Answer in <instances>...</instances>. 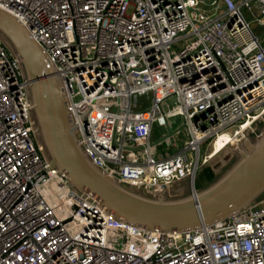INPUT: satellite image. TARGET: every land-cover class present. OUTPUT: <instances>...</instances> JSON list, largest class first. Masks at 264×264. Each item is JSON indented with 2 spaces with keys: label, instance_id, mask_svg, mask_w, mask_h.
<instances>
[{
  "label": "built area",
  "instance_id": "built-area-1",
  "mask_svg": "<svg viewBox=\"0 0 264 264\" xmlns=\"http://www.w3.org/2000/svg\"><path fill=\"white\" fill-rule=\"evenodd\" d=\"M0 10L43 48L86 155L125 186L156 196L193 184L264 131V42L251 28L264 25V0H0ZM155 124L167 131L153 141ZM183 132V147L157 158ZM0 264H264V196L194 230L118 218L51 165L21 60L0 35Z\"/></svg>",
  "mask_w": 264,
  "mask_h": 264
},
{
  "label": "water",
  "instance_id": "water-1",
  "mask_svg": "<svg viewBox=\"0 0 264 264\" xmlns=\"http://www.w3.org/2000/svg\"><path fill=\"white\" fill-rule=\"evenodd\" d=\"M0 35L21 60L29 81L36 138L51 165L66 172L76 189L97 196L118 218L148 230H194L227 218L264 196V131L260 137L244 140L236 150V161L204 188L197 189L194 182L190 192L171 189L151 196L125 186L86 155L70 118L62 82L47 64L43 48L14 16L1 10Z\"/></svg>",
  "mask_w": 264,
  "mask_h": 264
},
{
  "label": "rangeland",
  "instance_id": "rangeland-1",
  "mask_svg": "<svg viewBox=\"0 0 264 264\" xmlns=\"http://www.w3.org/2000/svg\"><path fill=\"white\" fill-rule=\"evenodd\" d=\"M201 7L204 8L205 10H208V11H212V8H213L211 5H206V4H201ZM251 28H252L253 32L255 34H258L262 38V41H264V25H260L258 22L254 21L251 24ZM148 104H149L148 96L147 95L141 96V97H139L138 102H134V107L135 108H138L140 106L144 107V106H148ZM177 126H178V124H176V123L173 125V127H177ZM166 131H167L166 128L160 127V126L155 124L153 132H152V140L155 141V140L159 139L160 137H162L164 135V133ZM186 139H187V136L183 132L180 136H177V138L173 140L174 145L173 144L168 145L167 141H163L160 145H158V149H157L158 156H157V158H159L160 156H164V155H168V154L172 155V154L176 153L179 149H181L183 147L184 141ZM176 144H178V147L176 146ZM236 150H237L236 148L230 147L227 150H225L221 153H218L213 159H211L210 163H208L206 165L211 166L215 163L214 167L218 170V172H216V174H217V177H219L236 161V154H237ZM204 151H205V145H203L202 149H201L202 156L204 155ZM201 171H202V169H200L197 177L200 176L199 174ZM184 182H185V184H184ZM172 188H176V189L180 188V189H184L185 192L186 191L190 192L191 182L190 181H183L180 183H175L174 185H172L170 187V190Z\"/></svg>",
  "mask_w": 264,
  "mask_h": 264
},
{
  "label": "trees",
  "instance_id": "trees-1",
  "mask_svg": "<svg viewBox=\"0 0 264 264\" xmlns=\"http://www.w3.org/2000/svg\"><path fill=\"white\" fill-rule=\"evenodd\" d=\"M199 175L200 176L196 177L195 181L196 188L198 189L206 187L209 183L217 178V174L210 165L203 167Z\"/></svg>",
  "mask_w": 264,
  "mask_h": 264
},
{
  "label": "bare ground",
  "instance_id": "bare-ground-1",
  "mask_svg": "<svg viewBox=\"0 0 264 264\" xmlns=\"http://www.w3.org/2000/svg\"><path fill=\"white\" fill-rule=\"evenodd\" d=\"M227 140H230L229 134H225L218 139V141L216 143L217 151H218V149H220L224 145V141H227ZM238 148H240V145L238 146ZM172 189H176V188H172Z\"/></svg>",
  "mask_w": 264,
  "mask_h": 264
},
{
  "label": "flooded vegetation",
  "instance_id": "flooded-vegetation-1",
  "mask_svg": "<svg viewBox=\"0 0 264 264\" xmlns=\"http://www.w3.org/2000/svg\"><path fill=\"white\" fill-rule=\"evenodd\" d=\"M215 163L212 166V168L214 169L215 173L218 172V170L214 167ZM222 168V167H221Z\"/></svg>",
  "mask_w": 264,
  "mask_h": 264
},
{
  "label": "crops",
  "instance_id": "crops-1",
  "mask_svg": "<svg viewBox=\"0 0 264 264\" xmlns=\"http://www.w3.org/2000/svg\"><path fill=\"white\" fill-rule=\"evenodd\" d=\"M264 42V41H263ZM204 181V180H203Z\"/></svg>",
  "mask_w": 264,
  "mask_h": 264
}]
</instances>
